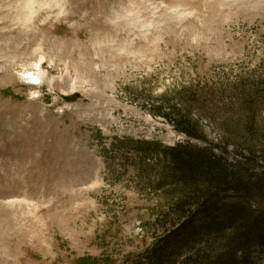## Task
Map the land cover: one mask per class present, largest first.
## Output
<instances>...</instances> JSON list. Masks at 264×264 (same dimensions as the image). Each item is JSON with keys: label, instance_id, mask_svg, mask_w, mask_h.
I'll return each instance as SVG.
<instances>
[{"label": "rangeland", "instance_id": "374dc122", "mask_svg": "<svg viewBox=\"0 0 264 264\" xmlns=\"http://www.w3.org/2000/svg\"><path fill=\"white\" fill-rule=\"evenodd\" d=\"M39 64L43 84L25 85ZM145 99L192 110L209 140ZM247 99L264 124V0H0V264L143 251L164 158L138 148L215 146L262 168L260 146L225 139L246 138Z\"/></svg>", "mask_w": 264, "mask_h": 264}, {"label": "trees", "instance_id": "16d2710c", "mask_svg": "<svg viewBox=\"0 0 264 264\" xmlns=\"http://www.w3.org/2000/svg\"><path fill=\"white\" fill-rule=\"evenodd\" d=\"M246 92L240 90V95ZM256 95L258 92L251 96ZM249 101L244 104L248 115L236 130L246 138L225 139L228 144L247 143L248 149L256 152L260 146L264 153V124L257 125L253 107L256 101ZM144 103L142 107L163 117L177 131L209 140L201 118L193 116L192 110L178 108L164 99L155 103L145 99ZM146 145L138 148L140 154L164 158L162 179L153 187L164 192V199L155 205L149 226L145 225L152 242L120 262L108 255L104 263L258 264L264 248V166L256 167L258 162L252 156L231 162L215 146Z\"/></svg>", "mask_w": 264, "mask_h": 264}]
</instances>
